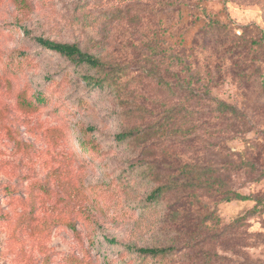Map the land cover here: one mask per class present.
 <instances>
[{"label":"rangeland","instance_id":"obj_1","mask_svg":"<svg viewBox=\"0 0 264 264\" xmlns=\"http://www.w3.org/2000/svg\"><path fill=\"white\" fill-rule=\"evenodd\" d=\"M206 256L264 264V0H0V264Z\"/></svg>","mask_w":264,"mask_h":264},{"label":"trees","instance_id":"obj_2","mask_svg":"<svg viewBox=\"0 0 264 264\" xmlns=\"http://www.w3.org/2000/svg\"><path fill=\"white\" fill-rule=\"evenodd\" d=\"M35 40L37 43L42 46L44 49L54 51L61 56H64L65 58L77 62V63H85L88 64L92 67L100 68L103 69L106 65H104L97 57L82 51V49L79 47L77 43H66V42H57L51 39L47 38H42V37H36ZM251 44H259L258 41L252 40ZM101 81L95 80V83L101 84ZM41 98L38 96L36 97V102H39ZM219 106L223 111H228L231 113H236V110L233 106L226 104L224 102H219ZM193 179V178H192ZM210 185L215 184L216 186H221L223 185L222 180L218 177H209ZM186 186H193L195 185L194 182L190 179L188 182L185 184ZM159 191V188H156L153 190L150 194V197H155L157 195V192ZM224 200L226 202L235 200L236 202L244 203L248 201H256V199L251 198L248 195L241 194L239 192H231L230 196H225ZM256 207V206H254ZM254 209V208H253ZM252 212L250 210H242L240 214H235L234 217L232 218V226L237 225L238 223H242L246 216L248 214H251ZM202 221L200 222V224ZM111 244H115V240L111 239L109 240ZM116 245V244H115ZM131 249V248H130ZM134 250V249H133ZM135 251L139 253L140 255H143L144 257H155L158 255H161L166 252V248H156V247H140V248H135ZM204 253V252H203ZM206 253V252H205ZM216 260H212L211 257L206 256L203 260L204 264H215Z\"/></svg>","mask_w":264,"mask_h":264}]
</instances>
